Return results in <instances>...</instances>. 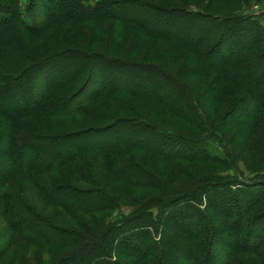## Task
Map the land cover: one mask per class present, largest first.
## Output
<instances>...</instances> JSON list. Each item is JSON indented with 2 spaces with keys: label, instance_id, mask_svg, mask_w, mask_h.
<instances>
[{
  "label": "rangeland",
  "instance_id": "1",
  "mask_svg": "<svg viewBox=\"0 0 264 264\" xmlns=\"http://www.w3.org/2000/svg\"><path fill=\"white\" fill-rule=\"evenodd\" d=\"M61 1L0 0V16L21 14V21L37 26L45 23L48 12H56ZM109 1L113 0L104 2ZM143 1L167 9L200 11L213 18L250 19L246 25L239 23V28L255 22L264 29V0ZM99 2L88 0L84 4L94 7ZM12 25L15 31L21 27L16 21ZM118 32L113 23L51 25L40 34L39 31L24 30L19 33L18 43L25 47L23 53L30 59L19 72L60 52L84 50L88 55L103 54L127 63L155 65L170 73L172 78L189 90L186 100L190 102L185 104V99L180 101L177 98L169 102L178 114L175 116L143 100L95 97L64 119H50L33 113L22 115L12 122L0 118V171L4 173L11 168L7 144L12 139L21 138L28 130L33 133L31 137L36 139L42 138L40 135L53 137L84 132L122 120L144 122L147 126L154 125L160 129V134L150 147L157 150L162 148V152H165L153 156L126 151L110 158L97 154L81 155L74 164L51 175L13 174L2 181L0 264H189L187 255L199 246H204L206 254L210 250L213 253L202 264H264V243L260 244L261 238L264 239V225L256 230V224L264 221V82L253 83L246 75L236 71L220 75L208 64L210 61H220L216 57L207 59L203 56V52L208 51V47L210 49V43L204 44L198 54L193 49H175L163 41L145 40L138 34L117 36ZM193 35L195 33H191L190 37ZM235 37L234 40H237ZM15 39L16 36L7 38L9 47L16 46L13 43ZM262 51H256L254 55L262 56ZM241 52L242 49L237 59L241 58ZM257 61L256 76L263 77L264 66H258ZM3 62L0 60V64ZM19 72L15 75L17 82L24 75ZM29 72L25 77L29 74L34 78L38 74L36 68ZM3 76L0 72V78ZM32 78L26 83L31 85ZM84 79L66 90L63 94L65 99L78 93ZM95 84L91 90L96 87ZM82 97L83 94L78 100ZM252 99H255L254 104L258 109H255ZM195 103L199 107L195 110L197 112L199 109L198 115L187 111L188 106ZM242 105L249 108V115L239 112ZM186 118L191 120L186 121ZM170 136L201 141L205 149L200 157L198 148H182L176 152V144L179 143L166 140L172 138ZM164 142L169 144L162 146ZM31 154L30 149H25L19 159ZM170 156L182 157L184 161H166V157ZM187 156L193 159L185 158ZM51 159H57V155ZM126 165L139 167L142 175L147 174L144 181L151 184L137 188L125 181L119 182L116 171ZM75 174L77 178H73ZM134 178L138 180L139 175L136 174ZM43 185L98 191L111 198L112 205L106 211L94 209L71 215L67 210L44 200L40 190ZM239 189L241 194L237 193ZM64 200L67 201L66 198ZM186 200L191 210L183 208ZM148 206L151 207L146 210ZM9 207L13 210L10 217L6 214ZM171 208L176 209L172 222L178 224L179 217H182L184 228L170 230L163 227L162 221ZM27 214L29 217H26ZM243 214L247 215L245 225L250 224L248 228L252 232L248 231L246 235L244 231L239 237L234 233L232 223L239 221ZM137 217L138 221L126 222L137 220ZM40 219L51 224L54 232L49 230L50 234L42 235L40 231L44 229L42 227L46 228V223ZM224 219L229 220L224 237L226 243L218 246L212 243L210 248L209 242H215L214 232L216 228L220 229ZM110 228L113 229L112 233ZM55 229L60 232H55ZM138 229L146 232L142 238ZM130 233L137 235L133 239L128 238ZM229 233L235 236L230 237ZM137 237L143 242L140 249L148 252L142 253L134 246L133 241ZM257 243L258 253L249 254L234 249L235 246ZM226 254L231 257L226 259ZM197 261L196 264H201V261Z\"/></svg>",
  "mask_w": 264,
  "mask_h": 264
},
{
  "label": "trees",
  "instance_id": "2",
  "mask_svg": "<svg viewBox=\"0 0 264 264\" xmlns=\"http://www.w3.org/2000/svg\"><path fill=\"white\" fill-rule=\"evenodd\" d=\"M84 1L88 0H62L58 3L56 12L52 14H49V10L45 9L48 12L45 23L37 26L25 24V21H21V14L11 17L0 16V27L9 24L7 27H1L0 29V60L5 61L0 64V72L4 74L0 78V118L7 122H12L22 115L33 113L34 115H44L50 119H64L73 115L82 105L95 97L143 100L151 103L155 108L157 107L175 116L178 114L171 108L169 102L176 100V98L180 101L185 99V104L190 102V100H186L189 90L182 86L183 84L178 80L172 78L173 76L170 73L155 65L127 63L120 59H110L103 54L88 55L84 50L63 51L50 56L49 59L40 64H30L32 66L29 65L26 69L24 68L25 70L21 71L24 75L17 82L16 73L18 74L21 68L25 66L24 64L29 62L28 60L30 59L28 55L27 57L23 53L26 50L25 47L18 43L19 33L25 30V32L39 31L40 34L51 25L65 23L73 25L113 23L119 29L117 36L138 34L145 40L163 41L175 49H193L198 54H200L204 44L210 43L212 44L210 49L208 47V51H204L203 56L205 55L207 59L216 57L220 61L219 63L211 61L208 63L209 67H213L220 75L236 71L246 75L253 83L264 82V76H256L257 60H259L258 66L259 64L264 66V29L255 22L250 26H243L242 29L238 26L239 23L248 24L250 19L213 18L204 12L167 9L143 0H113L109 2H104L105 0L101 2L100 0L98 5L94 7L85 5ZM13 21L19 22L21 25L18 31H15L12 25ZM10 22L13 23L11 24ZM231 23L233 24L232 26ZM234 25L235 27H233ZM236 25L238 28H236ZM191 33H195V35L190 37ZM235 35L237 40H234ZM15 36L17 40H13V43L16 46L13 47L12 45V47H9L6 43L7 38H15ZM240 49H242L241 58L237 59ZM259 50H263L261 52L262 56H255L254 52ZM14 57L17 58L14 59ZM33 68H36L38 74L34 78L29 74L25 77V74ZM85 76H87L86 79L83 78ZM31 78L33 82L29 85L26 82ZM81 79L84 80L78 93L65 99L63 94L66 90ZM219 83L220 80L217 85ZM94 84L96 87L91 90ZM82 94L83 97L78 100ZM252 101L254 104L255 99H252ZM261 104L263 105V103ZM261 104L258 105L262 106ZM254 106L255 109H258L256 104ZM197 108L199 107L195 103L193 106L189 105L187 111L195 112L196 115L199 112V109L197 112L195 111ZM239 110V112L249 115V108L245 105H242ZM262 118L264 117L262 116ZM185 120L188 121L191 118H186ZM159 130L154 125L147 126L144 122L134 123L130 120H122L106 127L90 128L84 132L53 137L40 135L42 138L36 139L31 137L33 133L28 130L21 138L12 139L7 144V154L11 161V168L4 173L0 171V185L2 181L12 177L13 174L38 177L51 175L71 166L83 155L97 154L110 158L117 157L126 151H134L136 153L158 156L165 151L162 152V148L157 150L151 147L154 144V139L160 134ZM170 137L172 138H166V140L179 143L176 144V152L181 151L182 148H198L200 157L205 149L201 141L184 140L178 136ZM172 142L170 143L172 144ZM167 144L169 143L164 142L162 146H167ZM25 149H30L32 154L20 160L19 155ZM55 154L57 159H51ZM195 157L198 158V156ZM6 158L8 157L6 156ZM185 158L193 159L191 156ZM176 160L184 161L179 156L177 158L166 157V161L172 162ZM112 161L116 164L115 160ZM140 171L139 167L123 166L117 169L116 179L119 182L125 181L127 184L137 188L150 185L151 183L144 181L147 178V174L142 175V171ZM78 173L80 174L79 171ZM136 174L139 175L138 180L134 178ZM74 177L77 178V174ZM40 190L44 200H49L56 204L58 208L67 210L71 215L90 212L94 209L106 211L112 205L111 198L106 197L102 193L100 194L98 191H80L69 186L52 187L45 185ZM237 193L241 194V189ZM10 198L13 199L12 197ZM65 198L67 201L64 200ZM79 203H83V205ZM86 203L94 205L88 206L85 205ZM182 206L186 210L192 209L187 200ZM150 207H146V210L150 209ZM12 213L13 210L10 207L7 208L6 214L8 217L12 216ZM173 213H176L175 208L167 211V216L162 221L163 227L170 230L184 226V222L181 220L182 217H179L180 223L174 224L172 222V219L175 218L174 216L172 218ZM26 217H29L28 214ZM38 217L36 218L38 219ZM246 217L247 215L243 214L239 221L234 220L232 223L234 233L239 235V237L243 235L244 231L246 235L248 231L252 232L248 228L250 224L245 225ZM227 218L229 217L227 216ZM135 219L137 220H127L126 222L139 220L138 217ZM228 221L224 219L220 229L216 228L213 236L215 242L210 240V248L212 243L216 244V246L226 243L224 237L228 231ZM45 223L46 228L42 227L44 229L40 231L42 235L50 234L49 230L54 232L50 226L51 224ZM256 225L258 226L257 230L264 225V221ZM112 231L113 229L110 233ZM55 232H60V230L55 229ZM145 233V230L140 229V238ZM234 233H229L228 235L234 237ZM136 235L137 233H130L127 237L133 239ZM246 235L244 239H246ZM140 238L137 237L133 244L137 250L139 249L142 253H146L148 252L147 250L142 251L140 249L143 248V242ZM49 239L52 242L54 241L51 238ZM261 240L260 244L264 243V239L261 238ZM196 243L198 244V242ZM258 245L259 243L250 246L233 247L237 252L243 251L244 253L253 254L258 253ZM203 248L204 246L196 247L192 251L193 253L187 255L189 264H196L197 260L201 261L202 264L205 260L211 258L213 254L211 250L206 254ZM230 257L231 255L228 254L226 259ZM225 262L228 261L225 260Z\"/></svg>",
  "mask_w": 264,
  "mask_h": 264
}]
</instances>
